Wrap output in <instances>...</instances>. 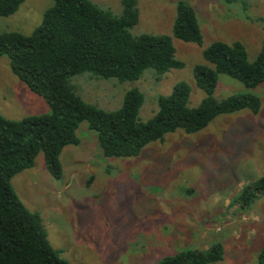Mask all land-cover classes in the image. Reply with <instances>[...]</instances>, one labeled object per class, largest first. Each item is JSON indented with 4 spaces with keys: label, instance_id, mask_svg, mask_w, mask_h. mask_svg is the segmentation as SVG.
<instances>
[{
    "label": "rangeland",
    "instance_id": "374dc122",
    "mask_svg": "<svg viewBox=\"0 0 264 264\" xmlns=\"http://www.w3.org/2000/svg\"><path fill=\"white\" fill-rule=\"evenodd\" d=\"M100 8L120 13V0H91ZM179 0H137L139 19L132 34H167L183 67L157 78L147 69L137 80L97 78L83 72L72 78L82 99L102 109L121 106L127 90L143 95L139 118L156 110V96L168 94L178 81L190 87L189 105L205 93L193 77V67L206 63L202 50L215 40L241 41L253 60L264 33V0H184L198 17L202 44L172 36ZM53 0H25L19 9L0 16V32L30 33ZM251 92L260 100L253 113L242 109L216 116L194 133L182 129L153 141L139 154L106 157L87 121L78 126L77 145L60 153L62 176L47 171L42 153L34 166L16 173L11 184L31 211L40 213L50 244L71 264H156L162 257L195 248L206 251L215 243L222 259L208 264H259L264 243V195L240 199L244 186L264 175V82L246 88L219 74L214 97ZM45 99L29 89L0 55V112L10 119L48 113Z\"/></svg>",
    "mask_w": 264,
    "mask_h": 264
},
{
    "label": "trees",
    "instance_id": "16d2710c",
    "mask_svg": "<svg viewBox=\"0 0 264 264\" xmlns=\"http://www.w3.org/2000/svg\"><path fill=\"white\" fill-rule=\"evenodd\" d=\"M25 0H0V16L15 13ZM240 1L246 9L245 0ZM120 13L100 8L91 0H53L42 20L30 33L0 32V55L9 58L12 72L47 102L48 113L10 119L0 112V264H71L60 256L48 238L40 213L26 208L14 191L11 178L34 166L42 153L47 171L62 176L60 153L80 142L76 130L87 121L96 133L106 157H130L153 141L182 129L194 133L216 116L249 109L257 113L259 98L251 92L229 94L217 100L214 90L219 74H226L246 88L264 82V33L259 51L249 60L245 45L234 40H215L202 50L206 63L193 67L196 85L205 96L189 105L190 87L176 82L170 93L156 96L157 110L142 121V93L127 90L119 108L102 109L85 102L72 78L88 72L97 78L137 80L151 69L157 78L172 68L183 67L175 57L167 34H132L139 19L137 0H120ZM172 36L201 45L203 38L194 7L184 0L176 4ZM264 195V175L244 186L240 199ZM223 248L215 243L206 251L186 249L162 257L156 264H208L222 259ZM264 264V243L257 256ZM84 264V263H75Z\"/></svg>",
    "mask_w": 264,
    "mask_h": 264
}]
</instances>
